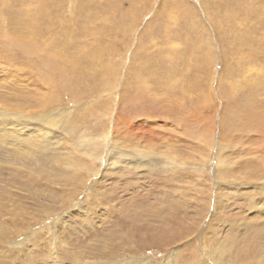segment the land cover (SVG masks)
Masks as SVG:
<instances>
[{
    "label": "rangeland",
    "instance_id": "374dc122",
    "mask_svg": "<svg viewBox=\"0 0 264 264\" xmlns=\"http://www.w3.org/2000/svg\"><path fill=\"white\" fill-rule=\"evenodd\" d=\"M260 174L264 0H0V264H264Z\"/></svg>",
    "mask_w": 264,
    "mask_h": 264
},
{
    "label": "bare ground",
    "instance_id": "6f19581e",
    "mask_svg": "<svg viewBox=\"0 0 264 264\" xmlns=\"http://www.w3.org/2000/svg\"><path fill=\"white\" fill-rule=\"evenodd\" d=\"M19 113V112H18ZM139 116V115H138ZM137 116V117H138ZM134 117V116H133ZM41 118H43V117H41ZM140 118V117H139ZM136 119V118H135ZM139 120V119H138ZM142 120H144L145 122H146V119H142ZM136 121V120H135ZM127 122H129V120L127 121ZM144 122V123H145ZM7 123V122H6ZM144 123H142V121L141 120H139V122H137V123H135V122H133L132 124H133V126H135L136 128H138V129H144V128H146V126H145V124ZM120 124V123H119ZM119 124H117V126H120L121 128H122V130L124 131V129H123V127H122V125H119ZM151 124V123H150ZM12 125V124H11ZM130 126V125H129ZM1 127H3V129L5 130L6 128L3 126V125H1ZM17 128V127H16ZM132 128V127H131ZM130 129V128H129ZM132 130H134V129H132ZM8 131V130H7ZM11 131H15V132H18V130H15V129H12ZM24 131V130H23ZM22 130H19V134L20 133H22L25 137H24V139L26 140V139H29V138H31L34 134H35V137H37L39 140H41V141H43L44 143H49V144H52V145H55V148H56V145H58L59 143H54V142H51L50 141V134L52 133L51 132V129H48L47 127L46 128H44V129H40V130H37V129H35L34 127L31 129L30 128V130L27 132V134L26 133H24ZM120 131V130H119ZM14 132V133H15ZM143 132V131H142ZM153 133V132H152ZM12 135V134H11ZM18 135V134H17ZM158 135V134H157ZM164 136V135H163ZM107 137H108V135H107ZM115 137V140L117 139V137L116 136H114ZM23 138V137H22ZM140 138V137H139ZM150 139H151V137H150ZM145 140V139H144ZM38 141V140H37ZM99 141V140H98ZM163 141V140H162ZM92 142V141H91ZM96 142V141H95ZM27 143V142H26ZM87 143V142H86ZM85 143V144H86ZM82 146H83V143H80ZM99 144V143H98ZM80 145V146H81ZM86 145H88V144H86ZM149 145V144H148ZM79 146V145H78ZM143 146H146V145H143ZM49 148H51V147H49ZM142 148V149H141ZM57 150V149H56ZM111 150L113 151V154L111 155V161L109 162V163H107L106 162V164H105V167H110V168H112V169H117L116 167H115V163H116V161H118V162H120L122 165H126V164H130V163H132L133 161H132V159H131V157H133V158H135V159H138V160H136V161H142V159L144 158V159H149V161H146V164H148V165H152V166H154V165H156V161H158V160H161V161H168V163L171 165V163H174V162H177V160H175V156L172 158V157H170V156H167V155H165V154H163V153H161V152H159V153H157V154H152V153H150V152H148V150L146 151L145 149H144V147H140V148H138V150H136L137 152H133V151H129L128 149H124V148H120V147H118V146H116V144H114V143H112V145H111ZM110 152V151H109ZM91 153H93V152H91ZM88 154V153H87ZM97 154V153H96ZM131 155V156H130ZM101 156V155H100ZM221 156L220 155H218V157H217V160H216V165H217V167H223L224 165H226L227 163H228V160H226L227 162H225V161H223V158H220ZM89 158H91V157H89ZM93 159V158H92ZM98 160V159H97ZM65 162V161H64ZM66 163V162H65ZM81 163V162H80ZM67 164V163H66ZM177 164V163H176ZM179 164V163H178ZM181 164V163H180ZM238 164V163H237ZM82 165H84V164H82ZM121 165V166H122ZM76 166L78 167V165L76 164ZM243 166L244 167H247L245 164H243ZM85 167H87L88 168V170L89 169H91V166L90 165H87V166H85ZM71 168V167H70ZM86 168V169H87ZM93 168V167H92ZM204 168V167H203ZM79 170H82L83 171V169H79ZM93 170V169H92ZM77 171H78V169H77ZM85 171V170H84ZM86 174H87V172H86ZM256 176V175H255ZM89 177V176H88ZM260 179H263L264 180V174H260L259 176H258ZM264 182V181H263ZM264 184V183H263ZM53 193V192H52ZM59 193V192H58ZM55 194V193H54ZM68 196V195H67ZM204 235V234H203ZM198 236H201V235H198ZM202 237V236H201ZM177 253V252H176ZM175 252H173V253H171L172 255H174V256H176L175 254H176ZM260 259V258H259ZM217 261L219 262V259H217ZM173 262H175V259L174 258H172L171 259V263H173ZM149 264V263H148ZM207 264H211V263H207Z\"/></svg>",
    "mask_w": 264,
    "mask_h": 264
}]
</instances>
